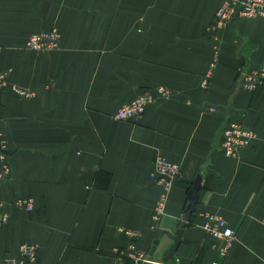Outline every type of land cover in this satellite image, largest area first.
Wrapping results in <instances>:
<instances>
[{
  "label": "crops",
  "instance_id": "0c3cea01",
  "mask_svg": "<svg viewBox=\"0 0 264 264\" xmlns=\"http://www.w3.org/2000/svg\"><path fill=\"white\" fill-rule=\"evenodd\" d=\"M223 1L0 0V75L31 93L0 92V204L10 214L0 264L23 260L24 244L37 249L33 264L162 262L191 184L157 183L159 158L184 179L202 177L169 263L194 264L204 251L201 264H264V85L249 91L237 79L264 64V17L215 28ZM51 29L58 49H27L30 35ZM145 91L156 100L143 117L115 119ZM231 121L256 131L237 157L221 150ZM27 197L34 210L14 206ZM206 214L237 234L226 257L202 227Z\"/></svg>",
  "mask_w": 264,
  "mask_h": 264
},
{
  "label": "built area",
  "instance_id": "2783aa9c",
  "mask_svg": "<svg viewBox=\"0 0 264 264\" xmlns=\"http://www.w3.org/2000/svg\"><path fill=\"white\" fill-rule=\"evenodd\" d=\"M262 16L264 17V0H224L216 12L213 26L215 28H225L241 18H257ZM60 40L61 33L57 29H51L30 35L26 47L35 52L52 51L59 48ZM218 54L219 50L217 49L209 63L203 82L205 88L208 87L209 79L219 61ZM6 76V74L0 75V92L10 87V85L7 84ZM237 79L243 89L249 91L257 90L264 85V64L254 69H238ZM10 88L17 97H27L31 95V93L16 84L12 85ZM157 92L165 99H168L171 94L164 88H159ZM155 100L156 97L153 93L145 91L131 102L123 105L115 114V119L126 121L139 119L146 114L148 106ZM255 137V130L245 129L240 123L231 121L222 132L221 150L228 157H237L241 150L251 145ZM155 167V174L157 175L155 181L157 183L164 182L169 186L172 184L171 180L179 174L177 165L160 158L156 160ZM6 171H9L8 167ZM167 178L170 180H167ZM34 205L35 199L32 197L18 199L14 202L15 207L25 208L27 210H34ZM3 207L4 205L0 204V228L6 225L10 220L9 212ZM163 208L164 202L159 203L154 210L153 216L158 218L163 213ZM202 227L213 239L224 241V245L219 253L222 257H226L237 241L235 230L229 226L228 222L223 217L211 214L203 216ZM127 235L133 236L134 238L138 236L132 232H128ZM19 253L23 256V260L18 261L12 257H6L4 264H33L37 259V249L32 244L21 245L19 247ZM143 261H146L145 257L143 259H134L129 264H141Z\"/></svg>",
  "mask_w": 264,
  "mask_h": 264
},
{
  "label": "water",
  "instance_id": "95a60500",
  "mask_svg": "<svg viewBox=\"0 0 264 264\" xmlns=\"http://www.w3.org/2000/svg\"><path fill=\"white\" fill-rule=\"evenodd\" d=\"M167 180H170V179L167 178ZM171 181L173 184H175L178 181L191 184V188H190L189 193H188V196H189L190 201H191L190 208L186 212L185 219L181 222L180 227L177 230L176 234L173 235L170 232H166V234H168L174 240V244H173V247L171 248V250L165 255V257H163L162 262L156 263L153 261L146 260V261L141 262V264H170L169 263L170 260L173 257H175V255L178 251V248L180 247V245L182 243L185 228L189 225L191 218H192V215L195 212V209H196V206L198 203V198H199V191L201 189L202 177L200 175H198L196 179L189 181L187 179L182 178L180 175H178L177 177H175Z\"/></svg>",
  "mask_w": 264,
  "mask_h": 264
},
{
  "label": "trees",
  "instance_id": "16d2710c",
  "mask_svg": "<svg viewBox=\"0 0 264 264\" xmlns=\"http://www.w3.org/2000/svg\"><path fill=\"white\" fill-rule=\"evenodd\" d=\"M204 254H205V252H204V251H201V252L199 253V255L197 256V258H196L194 264H201V262H202V260H203V258H204Z\"/></svg>",
  "mask_w": 264,
  "mask_h": 264
}]
</instances>
